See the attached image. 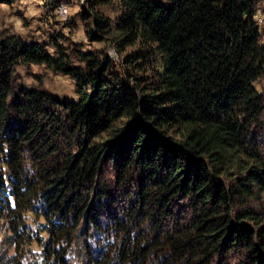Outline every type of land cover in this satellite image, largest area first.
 <instances>
[{"label":"trees","instance_id":"trees-1","mask_svg":"<svg viewBox=\"0 0 264 264\" xmlns=\"http://www.w3.org/2000/svg\"><path fill=\"white\" fill-rule=\"evenodd\" d=\"M85 3L87 39L119 62L0 33L4 264L44 240L42 264L75 244L83 264H264V0ZM20 65L68 77L77 100L16 89Z\"/></svg>","mask_w":264,"mask_h":264},{"label":"rangeland","instance_id":"rangeland-1","mask_svg":"<svg viewBox=\"0 0 264 264\" xmlns=\"http://www.w3.org/2000/svg\"><path fill=\"white\" fill-rule=\"evenodd\" d=\"M58 5L52 7L50 0H17L12 6L3 5L0 7V33L4 36L19 37L24 42L38 41L48 44L52 34H61L73 43L81 45L85 50L105 51L107 55L119 62L115 51L105 42H90L85 35V28L80 14L86 7L85 0H57ZM65 10L56 12L60 5ZM111 13V9L107 10ZM262 19V20H261ZM261 28L264 27V13L256 18ZM49 52L53 53L50 47ZM16 89H42L55 95L61 101H76L77 95L73 82L66 76L58 75L44 66H19L15 73ZM255 87L259 90L260 84ZM264 198V197H263ZM181 203V202H179ZM183 205V204H180ZM25 220L26 224L31 225V229H37L43 222V218H37L30 214ZM7 222V221H6ZM1 225L0 232V264H4L6 259L3 257L2 242L10 234L7 223ZM110 227V226H109ZM48 235L44 234V238ZM46 241L44 240L43 243ZM36 242L26 247V251L17 252L15 247H7L10 258L15 259L20 264H42V245ZM118 244V243H117ZM76 247V244L74 245ZM73 246V247H74ZM69 247L67 251L66 264H83L81 252L77 248ZM75 249V250H74ZM99 248L93 247L95 253ZM96 258L97 255L95 254ZM98 263L102 262L103 256H98ZM8 260V259H7ZM7 264H10L7 262Z\"/></svg>","mask_w":264,"mask_h":264},{"label":"bare ground","instance_id":"bare-ground-1","mask_svg":"<svg viewBox=\"0 0 264 264\" xmlns=\"http://www.w3.org/2000/svg\"><path fill=\"white\" fill-rule=\"evenodd\" d=\"M60 8V9H59ZM58 9H59V11H63V10H65V7L63 6V4L62 5H60V6H58L57 8H56V12H58ZM262 20V19H261Z\"/></svg>","mask_w":264,"mask_h":264},{"label":"crops","instance_id":"crops-1","mask_svg":"<svg viewBox=\"0 0 264 264\" xmlns=\"http://www.w3.org/2000/svg\"><path fill=\"white\" fill-rule=\"evenodd\" d=\"M262 44L264 45V35H263V38H262Z\"/></svg>","mask_w":264,"mask_h":264}]
</instances>
